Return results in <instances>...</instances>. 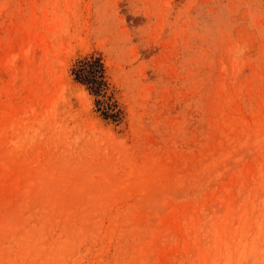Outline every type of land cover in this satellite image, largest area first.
I'll return each mask as SVG.
<instances>
[{
	"label": "rangeland",
	"instance_id": "rangeland-1",
	"mask_svg": "<svg viewBox=\"0 0 264 264\" xmlns=\"http://www.w3.org/2000/svg\"><path fill=\"white\" fill-rule=\"evenodd\" d=\"M0 264H264V0H0Z\"/></svg>",
	"mask_w": 264,
	"mask_h": 264
},
{
	"label": "trees",
	"instance_id": "trees-1",
	"mask_svg": "<svg viewBox=\"0 0 264 264\" xmlns=\"http://www.w3.org/2000/svg\"><path fill=\"white\" fill-rule=\"evenodd\" d=\"M71 74L75 81L84 85L95 97L97 111L104 119L113 122L121 120L122 111L109 92L105 67L100 56H89L77 60L71 68Z\"/></svg>",
	"mask_w": 264,
	"mask_h": 264
}]
</instances>
